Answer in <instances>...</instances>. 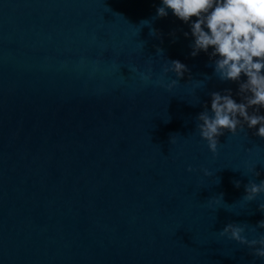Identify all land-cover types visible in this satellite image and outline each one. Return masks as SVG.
Returning a JSON list of instances; mask_svg holds the SVG:
<instances>
[{
	"label": "water",
	"instance_id": "95a60500",
	"mask_svg": "<svg viewBox=\"0 0 264 264\" xmlns=\"http://www.w3.org/2000/svg\"><path fill=\"white\" fill-rule=\"evenodd\" d=\"M160 6L0 0V264H264L219 235L264 234V193L243 198L264 138L225 130L213 155L196 128L246 77L221 81L212 47L190 55L196 18Z\"/></svg>",
	"mask_w": 264,
	"mask_h": 264
},
{
	"label": "clouds",
	"instance_id": "9594fccd",
	"mask_svg": "<svg viewBox=\"0 0 264 264\" xmlns=\"http://www.w3.org/2000/svg\"><path fill=\"white\" fill-rule=\"evenodd\" d=\"M161 4L156 10L157 17H165L167 10H171L184 23H189L192 17L196 18L189 25L193 37L191 56L198 55L200 51L208 52L212 47L209 55L218 57L214 62V72L221 81L239 82L241 75L246 77L238 87L243 102L237 103L230 90H225L224 95L212 92L210 111L198 114L196 128L207 142L209 151L216 154L218 137L225 130L235 134L238 128L243 130L245 124L248 128H256L255 135L264 138V116L257 114L259 109L264 108V0H161ZM152 32L156 31L152 30L150 34ZM170 65V71L178 77L188 70L178 60L170 61ZM143 78L150 79L149 76ZM249 108L255 110L249 113ZM187 170L193 171L191 167ZM205 175H208L206 170ZM233 184L240 187V181H233ZM261 193H264V180L259 183L249 181L243 198L251 202ZM258 208L264 212V204L258 205ZM245 227L228 223L219 235L246 245L253 256L264 258V234L248 239L244 235ZM256 229H264V219L250 230L255 232Z\"/></svg>",
	"mask_w": 264,
	"mask_h": 264
}]
</instances>
